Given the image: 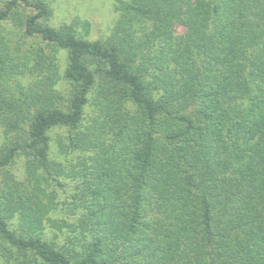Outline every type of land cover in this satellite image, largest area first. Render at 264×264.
I'll list each match as a JSON object with an SVG mask.
<instances>
[{
    "label": "trees",
    "instance_id": "obj_1",
    "mask_svg": "<svg viewBox=\"0 0 264 264\" xmlns=\"http://www.w3.org/2000/svg\"><path fill=\"white\" fill-rule=\"evenodd\" d=\"M115 11L111 33L92 41L78 35L87 21L49 25L47 0L0 5L3 257L264 264V0H116ZM54 128L82 155L71 224L49 216L43 185L61 171ZM46 224L68 228L62 247Z\"/></svg>",
    "mask_w": 264,
    "mask_h": 264
},
{
    "label": "rangeland",
    "instance_id": "obj_2",
    "mask_svg": "<svg viewBox=\"0 0 264 264\" xmlns=\"http://www.w3.org/2000/svg\"><path fill=\"white\" fill-rule=\"evenodd\" d=\"M6 0H0V5ZM52 8V14L48 24L58 28L63 24H69L78 19L80 22H89V30L83 26L78 28V35L86 39L96 41L106 38L115 25L118 14L115 11L116 0H47ZM177 33L182 34L183 28L178 27ZM68 64V53H60V75L61 78L56 85L57 92L61 98L58 106L67 108V94L71 87L68 80L63 76ZM86 120L92 115L90 108H87ZM50 150L49 157L52 161L59 164L61 171L56 172L52 177L43 184L46 189L48 198L54 203L50 212V217L54 220L74 223L77 214L75 210V199L83 191V170L80 166L79 152H70L69 133L64 128H54L49 132ZM14 171L19 177L24 176L25 164L23 159L17 160ZM46 198V200L48 199ZM43 237L49 240L57 247H62L69 236V230L64 227L62 230L52 228L46 224L42 232ZM0 264H8L0 250ZM14 264V263H13Z\"/></svg>",
    "mask_w": 264,
    "mask_h": 264
}]
</instances>
